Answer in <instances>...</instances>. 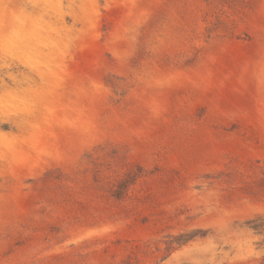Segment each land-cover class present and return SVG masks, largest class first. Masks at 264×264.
Segmentation results:
<instances>
[{
    "label": "rangeland",
    "instance_id": "obj_1",
    "mask_svg": "<svg viewBox=\"0 0 264 264\" xmlns=\"http://www.w3.org/2000/svg\"><path fill=\"white\" fill-rule=\"evenodd\" d=\"M0 264H264V0H0Z\"/></svg>",
    "mask_w": 264,
    "mask_h": 264
}]
</instances>
